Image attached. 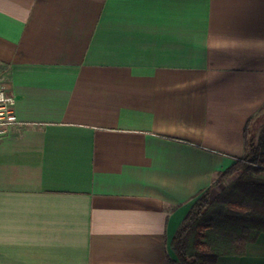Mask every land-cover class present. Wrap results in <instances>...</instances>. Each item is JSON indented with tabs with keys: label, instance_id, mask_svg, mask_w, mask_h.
I'll use <instances>...</instances> for the list:
<instances>
[{
	"label": "crops",
	"instance_id": "0c3cea01",
	"mask_svg": "<svg viewBox=\"0 0 264 264\" xmlns=\"http://www.w3.org/2000/svg\"><path fill=\"white\" fill-rule=\"evenodd\" d=\"M0 74V264H165L264 106V0H0Z\"/></svg>",
	"mask_w": 264,
	"mask_h": 264
},
{
	"label": "trees",
	"instance_id": "16d2710c",
	"mask_svg": "<svg viewBox=\"0 0 264 264\" xmlns=\"http://www.w3.org/2000/svg\"><path fill=\"white\" fill-rule=\"evenodd\" d=\"M263 108L260 110L262 112ZM258 112L245 129V153L219 172L200 192L171 242L175 258L165 264H217L244 255L248 243L264 232V123Z\"/></svg>",
	"mask_w": 264,
	"mask_h": 264
},
{
	"label": "built area",
	"instance_id": "2783aa9c",
	"mask_svg": "<svg viewBox=\"0 0 264 264\" xmlns=\"http://www.w3.org/2000/svg\"><path fill=\"white\" fill-rule=\"evenodd\" d=\"M19 123L16 114V99L7 80L0 74V137L8 135L10 127Z\"/></svg>",
	"mask_w": 264,
	"mask_h": 264
},
{
	"label": "rangeland",
	"instance_id": "374dc122",
	"mask_svg": "<svg viewBox=\"0 0 264 264\" xmlns=\"http://www.w3.org/2000/svg\"><path fill=\"white\" fill-rule=\"evenodd\" d=\"M259 115H263V117H264V110H262V112H260ZM257 128H258L257 129V135L259 136L262 133V131L264 130V123H258Z\"/></svg>",
	"mask_w": 264,
	"mask_h": 264
}]
</instances>
